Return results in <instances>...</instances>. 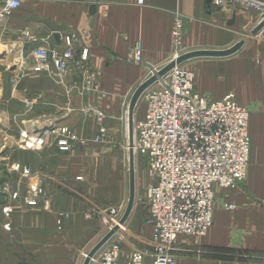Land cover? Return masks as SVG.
<instances>
[{
  "label": "crops",
  "instance_id": "0c3cea01",
  "mask_svg": "<svg viewBox=\"0 0 264 264\" xmlns=\"http://www.w3.org/2000/svg\"><path fill=\"white\" fill-rule=\"evenodd\" d=\"M4 2L0 0V8ZM177 12L185 18L184 41L191 52L224 51L244 42L233 56L193 59L185 66L195 73L196 91L208 100L219 101L233 93L237 103L249 110L251 149L246 181L236 188H215L214 222L207 236L202 240L179 236L173 254L177 264H264V30L252 33L259 24L255 11L237 5L219 8L212 0H144L142 4L139 0H23L22 7L0 23V45H16L27 56L37 46L63 48L64 36L79 32L108 97L94 94L86 102L74 92L68 98L64 85L73 78L59 85L46 74L10 62L9 73L4 74V100H19L18 131L31 118H49L92 141L98 124L93 116L82 114L85 102L107 115L106 127L120 131L124 110L128 126L130 100L151 76V67L162 68L171 59ZM25 32L37 41L30 43ZM136 44L143 49V64L129 60ZM26 100L34 103L29 109ZM46 147L17 149L18 159L4 169L9 179L11 164L30 167L34 178H41L49 204L30 207L4 194L0 208L11 207L12 214L0 221V264H83V255L107 234L102 236L96 222L84 218V206L72 198L85 187L84 148L59 153L53 146ZM148 227L150 242L152 228Z\"/></svg>",
  "mask_w": 264,
  "mask_h": 264
},
{
  "label": "built area",
  "instance_id": "2783aa9c",
  "mask_svg": "<svg viewBox=\"0 0 264 264\" xmlns=\"http://www.w3.org/2000/svg\"><path fill=\"white\" fill-rule=\"evenodd\" d=\"M143 1L139 0V3ZM212 3L219 8L237 5L253 10L259 16V23L264 21V0H212ZM22 4L23 0H5L0 8V23H6ZM23 35L30 43L37 41L28 32ZM185 36V18L177 12L169 63L191 52L185 45ZM63 44V48L37 46L30 49L27 56L22 51L17 67L46 74L59 85H64L69 77L73 78L64 85L68 98L75 92L83 100L94 94L106 99L108 94L102 91L98 75L90 65V48L82 34L68 32ZM129 60L135 64L144 63L140 44L132 48ZM185 63L176 65L163 82H157L144 92L145 117L141 120L134 117V152L145 158L152 178L144 203L152 228L150 250L132 249L128 254L119 242L113 241L90 264H177L173 251L178 237L202 240L212 227L215 188H236L246 181L251 149L249 110L237 103L233 93L222 100L210 101L197 92L195 73L188 70ZM24 104L29 109L34 103L26 100ZM66 111L73 112L71 109ZM81 112L86 117L93 116L98 124V134L92 141L104 143L110 130L104 125L107 115L96 105L86 102ZM26 128L18 140L21 150L26 147L42 150L50 143V137L59 153H71L76 146L89 144L75 130L53 119L40 118L33 124H26ZM10 171L22 178L33 177L31 168L21 164L12 165ZM40 181L26 186L27 195L23 194L21 183L7 184L4 192L12 200L22 201L27 206L43 204L48 207ZM3 213L9 217L12 208L4 207ZM110 214L114 219L111 223L105 221L109 230L118 224L120 216L115 210ZM117 236L124 241L119 233ZM83 256L86 258L87 254Z\"/></svg>",
  "mask_w": 264,
  "mask_h": 264
},
{
  "label": "rangeland",
  "instance_id": "374dc122",
  "mask_svg": "<svg viewBox=\"0 0 264 264\" xmlns=\"http://www.w3.org/2000/svg\"><path fill=\"white\" fill-rule=\"evenodd\" d=\"M10 45H7L6 47L2 44L0 45V206L2 205V202H4V194L8 195L4 192V188L7 184L17 185L21 183V186L23 187V194L27 195L25 190L26 186L33 183L36 184L38 179H41L34 178V174L33 177L29 179H21V177L20 179H17V173H13L11 171H9L10 175L13 174L11 178L7 179L4 175V169L7 170L6 164L18 159L16 156L18 145L15 141L19 140L21 131L25 130L23 126L20 131H18L17 128V124L20 125L21 122V118L18 115L20 113L16 107L17 104H19V100H9V102L4 100V74L9 73L6 71L9 69L6 64L10 62L15 63L18 58L21 59V55L19 54L16 45L13 46L14 48ZM87 100L85 101L87 102ZM145 111L146 103L145 99L142 97L135 111L136 119L141 120L142 114L145 113ZM126 112L127 109H125L123 113L121 121L122 127L120 131L115 132L114 128L109 127V136L106 138L104 143L96 144L93 141H88L89 144L82 147L84 148V155L88 156L85 166L87 177L83 180L85 187L82 189L83 192H81L80 196L77 194L72 195V198H74L75 201L81 202L84 206V218L89 221H95L97 224V231L103 230L102 236L110 231L105 225V221H109L111 223V219H114L110 216L111 210H115L120 214L118 217L119 224L126 211L129 201L130 157L128 150L129 145ZM34 122H36V120L31 118L29 121H26V124H33ZM48 140L50 143L46 146H53L57 149L53 139L50 137ZM46 146H43V148H47ZM79 148L81 147H75V149ZM31 149L32 148L30 147H26V150L28 151H33ZM14 164L18 163L15 162ZM14 164H11V166ZM135 175L136 199L134 209L127 223L121 227L118 232L124 241L120 240L117 236L118 233H116L114 238L98 254H101L110 243L115 241L116 236L117 239H119L117 242H119L128 254L131 252L130 247L144 251L150 250L148 245V240L150 238V231L148 227L150 226L148 224L149 214L147 213V209H145L144 203L149 185L152 183V178L149 173L147 161L138 153L135 154ZM41 182L39 183L40 187L42 188L43 193L47 195ZM3 208V206L0 208L2 214H0V221L1 218L4 221ZM1 228L4 231V223ZM1 240L2 237L0 233V249H3ZM83 258L85 259V257Z\"/></svg>",
  "mask_w": 264,
  "mask_h": 264
},
{
  "label": "water",
  "instance_id": "95a60500",
  "mask_svg": "<svg viewBox=\"0 0 264 264\" xmlns=\"http://www.w3.org/2000/svg\"><path fill=\"white\" fill-rule=\"evenodd\" d=\"M264 30V21L260 22L258 26L253 30V34L257 35ZM244 42L241 41L237 43L235 46L228 50L224 51H212V50H199L192 51L188 54L182 56L177 61H173L168 63L160 70H157L154 67H151V76L143 82L134 92L130 104H129V157H130V165H129V201L126 211L119 222V225L115 226L112 230H110L104 238L100 240V242L88 253L87 257L84 260L83 264H90L91 260L114 238L116 233H118L123 227L128 219L130 218L136 199V175H135V152H134V116L136 108L144 94V92L149 89L151 86L156 84L157 82H163V78L176 66L179 64H183L193 59L198 58H227L237 54L243 47Z\"/></svg>",
  "mask_w": 264,
  "mask_h": 264
},
{
  "label": "bare ground",
  "instance_id": "6f19581e",
  "mask_svg": "<svg viewBox=\"0 0 264 264\" xmlns=\"http://www.w3.org/2000/svg\"><path fill=\"white\" fill-rule=\"evenodd\" d=\"M16 64H17V63H16ZM15 66H16V65H15ZM129 122H130V121H129ZM26 130H27V129L23 130V132H26ZM134 136H135V134H134ZM129 140H130V136H129V123H128V145H129ZM15 143H16L17 145L19 144L17 141H15ZM28 143H29V144H28L29 146L32 145L31 142H28ZM19 145H20V144H19ZM32 147H33V145H32ZM128 149H129V148H128ZM117 225H119V224H117ZM117 225H116V226H117ZM113 228H114V227H113ZM113 228H112V229H113ZM112 229H111V230H112Z\"/></svg>",
  "mask_w": 264,
  "mask_h": 264
}]
</instances>
